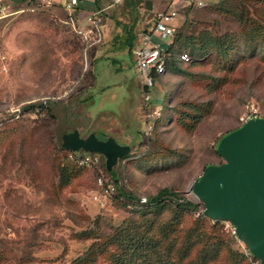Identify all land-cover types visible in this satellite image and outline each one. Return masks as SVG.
Instances as JSON below:
<instances>
[{
	"label": "rangeland",
	"instance_id": "obj_1",
	"mask_svg": "<svg viewBox=\"0 0 264 264\" xmlns=\"http://www.w3.org/2000/svg\"><path fill=\"white\" fill-rule=\"evenodd\" d=\"M61 7L31 0L3 13L0 4V264H81L77 259L93 243L81 233L93 229L102 240L139 215L118 189L145 199L167 187L201 203L191 188L207 166L223 163L216 150L221 137L240 126L248 102L255 101L264 115V40L247 34L236 17L264 25V0H215L205 8L191 3L181 9L176 28L189 20L199 30L234 33L236 48L230 64L213 56L196 65L182 63V74L166 72L151 90L142 84L135 54L121 48V25L130 13L126 4L118 16L100 13L99 35L89 33L90 25H80L83 34L75 31ZM138 21L137 44L152 31L155 17L150 25ZM93 62L97 82L86 91ZM79 97L90 100L79 104L69 124L67 109ZM46 101L50 111L24 110ZM180 102L186 107L178 116L172 107ZM187 105L201 109L204 118L181 129L182 116L194 123ZM71 125L83 138L97 132L130 147L114 167L118 182L102 156L92 168L69 163L60 184L55 164ZM161 153L167 154L159 158ZM99 178L115 187L114 194L104 193ZM161 217L168 221L172 214ZM192 222L185 216L183 229ZM223 224L234 235L233 225ZM234 248L248 255L239 239ZM97 264L107 262L101 256Z\"/></svg>",
	"mask_w": 264,
	"mask_h": 264
},
{
	"label": "trees",
	"instance_id": "obj_2",
	"mask_svg": "<svg viewBox=\"0 0 264 264\" xmlns=\"http://www.w3.org/2000/svg\"><path fill=\"white\" fill-rule=\"evenodd\" d=\"M125 4L130 9V13H127V22L121 25L123 29L121 48L127 49L131 55L132 53L135 54L137 47L140 45V43H136L137 35L135 33L138 25L135 8L140 5V1L127 0ZM61 8L64 9L67 25L73 29L76 26V28H81L76 15L77 12L70 13L64 7ZM236 17L241 26L247 27L245 29L247 34L251 36L258 35L263 37L264 40V25L250 17L245 18L240 13ZM188 21H185L178 28L175 27L173 36L169 38V44L163 49L162 54L166 70L163 75H155L156 80L160 81L166 72L169 71L174 74H182L183 70L180 68L182 63L196 65L212 56L219 57L230 64L229 58L237 44L234 33L215 34L207 29L199 30L197 24L192 20L188 24ZM183 57L188 60H184ZM94 64L95 62H93L86 77V83H89L86 91L95 87L97 82ZM173 89L174 86L168 92ZM89 100L90 97L87 99H81L80 97L76 99L74 107L67 109L68 123L76 115L75 113L69 118V111L75 110L77 104L83 105ZM251 102L255 101L248 103ZM185 104L180 102L178 106L172 107L173 110L177 111L178 116L182 114V110L185 112ZM48 106V101L45 104L30 103L26 105L24 110L46 112L50 111ZM187 106L190 107L186 108V110H189L186 112L187 116L192 118L194 123L192 124L191 121H189L190 123L186 122L182 116L180 121L182 124L180 125L181 129H185L186 126L194 128L195 123H200L204 118L201 109ZM72 153L77 152L60 149L56 161L57 165L54 163L55 171L58 172L60 178V184L67 180V177H65L66 166L69 163L78 165L74 159L70 158ZM166 154H158V157L161 158ZM87 155L97 158V160L102 157V155L96 153H87ZM156 162V160L148 162L146 168H150ZM94 166H97V164L93 162L91 165L79 167L92 168ZM146 168H143V170ZM114 171L113 169L107 172L118 182L117 177H114ZM118 191L120 196L127 201V207L139 215H133V217L127 219L121 226L114 228L110 234L105 235L102 240L99 239L97 232L93 229L81 233L80 236L84 240H93V243L86 254L77 259V262L81 264H97L102 256L107 264H260L259 260L251 255L249 251H247V255L234 248L238 240L237 235L227 232L222 221H214L207 217L203 202L200 201L201 203L199 204L193 203L184 195L173 192L167 187L160 189L155 195L145 198V202H143V199H137L131 193L122 189H118ZM166 211L172 214V218L168 221H163L161 216ZM187 215L193 217V222L188 228L183 229L182 225Z\"/></svg>",
	"mask_w": 264,
	"mask_h": 264
},
{
	"label": "water",
	"instance_id": "obj_3",
	"mask_svg": "<svg viewBox=\"0 0 264 264\" xmlns=\"http://www.w3.org/2000/svg\"><path fill=\"white\" fill-rule=\"evenodd\" d=\"M78 107L79 104L69 111V118ZM98 135L94 132L82 138L78 126L71 125L62 138L61 148L100 154L106 158L110 172L131 149ZM216 150L223 163L206 167L191 192L204 203L207 217L231 222L238 239L264 264V118L226 133Z\"/></svg>",
	"mask_w": 264,
	"mask_h": 264
},
{
	"label": "built area",
	"instance_id": "obj_4",
	"mask_svg": "<svg viewBox=\"0 0 264 264\" xmlns=\"http://www.w3.org/2000/svg\"><path fill=\"white\" fill-rule=\"evenodd\" d=\"M114 4L123 3L126 0H112ZM191 3H194L198 8H205L207 3L205 0H192ZM78 5V0H69L66 5L65 9L73 13L75 11L76 6ZM178 17L177 12L169 11V12H161L157 15L154 28L148 35L145 36L143 43L136 49L135 51V58L137 62V67L140 71L142 77V84L146 90H151L155 86V75H163L166 67L163 58V48L158 45L154 44L152 41L154 34H159L162 36L163 39L171 38L175 31V26L170 25L176 18ZM100 13H93L87 18L88 25H90L89 33L99 35V21H100ZM75 30L80 34H83V31L80 28ZM3 54L0 52V57ZM184 60H188L186 57H183ZM264 118V115L261 113V110L257 103L251 102L245 106V112L243 116L240 118L241 126L246 124L247 122ZM71 159H74L75 162L79 166H87L91 165V163H96L98 160L97 158H92L91 156L87 155L86 152H77L72 153L70 155ZM99 185L102 187L105 194H114L115 187L113 185H106L105 180L103 178L98 179ZM95 198L100 201L101 199L96 195ZM146 199H143L145 202ZM227 224L233 225L231 222L225 221ZM234 234H235V228Z\"/></svg>",
	"mask_w": 264,
	"mask_h": 264
},
{
	"label": "crops",
	"instance_id": "obj_5",
	"mask_svg": "<svg viewBox=\"0 0 264 264\" xmlns=\"http://www.w3.org/2000/svg\"><path fill=\"white\" fill-rule=\"evenodd\" d=\"M24 1L22 0H0V4H2V11L4 13V11L10 9L11 4L13 3H17V2L27 3L31 0H24ZM36 1L38 3H44L50 6L59 5L65 8V5L69 0H36ZM126 1L120 4H114L112 0H78V5L76 6L75 11L77 12L76 15L78 17L79 25L88 26L87 18L89 17V15L87 14L105 12L108 14L114 13L118 16L121 13L120 11H122L123 6ZM139 1H140V5L137 8H135V13L137 14L136 16L138 17V20L140 21L146 20V25H150L149 22L151 21V19L155 17V21H156L157 15L161 12L175 11L177 12L178 17H179L180 10L187 8L191 4L192 0H139ZM205 1L207 5H212L215 2V0H205ZM125 15L127 16V14ZM105 19L107 21V26L111 28L113 24V20L111 16L109 17L106 16ZM177 20L178 19L176 18L172 23H170V25H174L176 27L178 24H175V21ZM154 25L151 27L150 30L154 28ZM139 26L140 24L137 25L138 28ZM137 27L135 29V33L138 36L139 33L137 32ZM144 37L145 36L142 37L140 45L143 43ZM166 39L164 40L162 36L159 34H154L152 41L154 44H158L164 49L165 46L169 44V41L166 42Z\"/></svg>",
	"mask_w": 264,
	"mask_h": 264
},
{
	"label": "flooded vegetation",
	"instance_id": "obj_6",
	"mask_svg": "<svg viewBox=\"0 0 264 264\" xmlns=\"http://www.w3.org/2000/svg\"><path fill=\"white\" fill-rule=\"evenodd\" d=\"M76 117V116H75ZM82 137V136H81ZM83 138V137H82Z\"/></svg>",
	"mask_w": 264,
	"mask_h": 264
}]
</instances>
